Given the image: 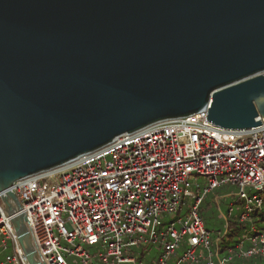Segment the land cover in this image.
<instances>
[{"label": "water", "instance_id": "water-1", "mask_svg": "<svg viewBox=\"0 0 264 264\" xmlns=\"http://www.w3.org/2000/svg\"><path fill=\"white\" fill-rule=\"evenodd\" d=\"M207 107L264 121V0H0V202L18 179ZM42 264L25 216L11 218Z\"/></svg>", "mask_w": 264, "mask_h": 264}, {"label": "built area", "instance_id": "built-area-1", "mask_svg": "<svg viewBox=\"0 0 264 264\" xmlns=\"http://www.w3.org/2000/svg\"><path fill=\"white\" fill-rule=\"evenodd\" d=\"M256 119V127L224 129L208 121L205 107L16 180L9 190L20 210L6 215L0 202L1 245L13 248L5 263L29 264L11 223L19 213L42 264H148L141 256L154 248L158 258L149 264H193L204 251L210 256V232L199 214L203 199L235 187L244 201L240 221L253 201L260 204L264 121ZM184 240L186 249L170 261ZM261 251L254 246L245 255Z\"/></svg>", "mask_w": 264, "mask_h": 264}, {"label": "trees", "instance_id": "trees-1", "mask_svg": "<svg viewBox=\"0 0 264 264\" xmlns=\"http://www.w3.org/2000/svg\"><path fill=\"white\" fill-rule=\"evenodd\" d=\"M228 186H222L217 188L210 193H212L213 201L201 203L199 207V214L204 222V226L208 232H210V247L208 256V251L203 252V258H198L193 264H208L209 259L212 264H264V243L259 241L260 237H264V192L259 193L257 198L260 200V204L257 205L255 201L250 205L251 210L248 212L247 217L240 221V214L244 210V201L235 195L233 199V207L229 212L228 205H226V214L224 215L226 228L224 231L222 229L210 230L208 227V222L206 221L205 211L219 202H222L218 194L221 190L227 191ZM207 195L206 197H208ZM233 196V195H232ZM205 200V198H204ZM203 200V202H204ZM229 204V203H228ZM252 239L256 240L255 245ZM241 244L240 246H238ZM261 249V252L252 253L245 255L251 248ZM10 244H7L8 248ZM187 243L184 240L176 250L175 256L171 261L176 260L180 254L186 249ZM8 253L2 248L1 238H0V264L5 263V257ZM142 259L145 258L143 255Z\"/></svg>", "mask_w": 264, "mask_h": 264}, {"label": "rangeland", "instance_id": "rangeland-1", "mask_svg": "<svg viewBox=\"0 0 264 264\" xmlns=\"http://www.w3.org/2000/svg\"><path fill=\"white\" fill-rule=\"evenodd\" d=\"M228 187L229 189L227 191L221 190L220 193L218 194L222 202H219L217 205L216 203H214L213 206L204 213V216L206 215V221L208 222V227L210 230L222 229V231H224L226 228L225 220H224V215L226 214L225 203L227 205L228 203L229 204L232 203L235 195L237 194V189L235 187L232 186H228ZM208 195H209L208 197H205V200L203 199L204 202L202 201V203H205L204 205H206L207 202L214 200L212 199V195H213L212 193H209ZM0 238L1 239L3 238L2 234H0ZM101 249L103 253H105V248H101ZM4 250L6 253H11L13 248L10 245V247L4 248ZM157 258H158V249L154 248L150 254L146 253V256L143 259V261L149 264L150 261L155 262Z\"/></svg>", "mask_w": 264, "mask_h": 264}, {"label": "crops", "instance_id": "crops-1", "mask_svg": "<svg viewBox=\"0 0 264 264\" xmlns=\"http://www.w3.org/2000/svg\"><path fill=\"white\" fill-rule=\"evenodd\" d=\"M3 248V247H2Z\"/></svg>", "mask_w": 264, "mask_h": 264}]
</instances>
